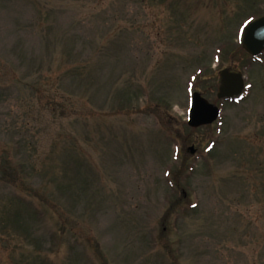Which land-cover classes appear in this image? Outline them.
<instances>
[{
    "label": "rangeland",
    "instance_id": "rangeland-1",
    "mask_svg": "<svg viewBox=\"0 0 264 264\" xmlns=\"http://www.w3.org/2000/svg\"><path fill=\"white\" fill-rule=\"evenodd\" d=\"M261 12L0 0V264H264V55L239 44ZM194 91L217 121L190 128Z\"/></svg>",
    "mask_w": 264,
    "mask_h": 264
},
{
    "label": "water",
    "instance_id": "water-1",
    "mask_svg": "<svg viewBox=\"0 0 264 264\" xmlns=\"http://www.w3.org/2000/svg\"><path fill=\"white\" fill-rule=\"evenodd\" d=\"M242 48L252 56L260 55L264 50V15L249 22L243 29L241 37ZM219 98H231L240 95L245 88L242 73L232 72L226 68L220 72ZM219 108L195 92L191 99L188 124L197 128L211 124L219 117ZM194 153V147L190 148Z\"/></svg>",
    "mask_w": 264,
    "mask_h": 264
}]
</instances>
